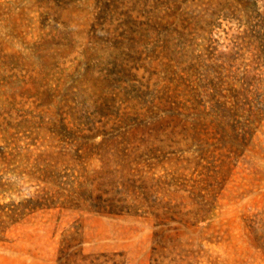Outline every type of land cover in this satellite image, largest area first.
Here are the masks:
<instances>
[{
	"label": "rangeland",
	"instance_id": "obj_1",
	"mask_svg": "<svg viewBox=\"0 0 264 264\" xmlns=\"http://www.w3.org/2000/svg\"><path fill=\"white\" fill-rule=\"evenodd\" d=\"M100 254L264 264V0H0V264Z\"/></svg>",
	"mask_w": 264,
	"mask_h": 264
},
{
	"label": "trees",
	"instance_id": "obj_2",
	"mask_svg": "<svg viewBox=\"0 0 264 264\" xmlns=\"http://www.w3.org/2000/svg\"><path fill=\"white\" fill-rule=\"evenodd\" d=\"M86 199L83 200V204H86L85 201ZM39 200L34 199L32 197L23 199L19 201L17 204L14 203H6L3 207V211H5L6 217H8L10 220H15L14 217L18 216L22 217L24 214L29 213L36 208L40 207ZM90 204V203H89ZM99 211V210H97ZM78 259L77 262L72 261V264H124L122 261H116L114 257H105V255L100 254L97 257H77ZM60 264H71L68 261H62Z\"/></svg>",
	"mask_w": 264,
	"mask_h": 264
}]
</instances>
